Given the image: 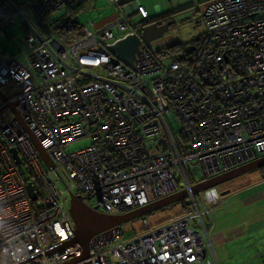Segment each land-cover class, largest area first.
<instances>
[{
  "label": "built area",
  "instance_id": "obj_1",
  "mask_svg": "<svg viewBox=\"0 0 264 264\" xmlns=\"http://www.w3.org/2000/svg\"><path fill=\"white\" fill-rule=\"evenodd\" d=\"M80 1L0 0V37L19 27L25 48L0 52V264H218L221 195L209 187L197 201L192 186L264 156V0L205 2L191 52L142 43L132 68L107 49L140 34L127 13L56 34L55 13ZM78 139L89 143L67 148ZM180 191L176 218L140 216L132 236L102 230L84 258L71 241L70 194L121 215Z\"/></svg>",
  "mask_w": 264,
  "mask_h": 264
},
{
  "label": "rangeland",
  "instance_id": "obj_2",
  "mask_svg": "<svg viewBox=\"0 0 264 264\" xmlns=\"http://www.w3.org/2000/svg\"><path fill=\"white\" fill-rule=\"evenodd\" d=\"M136 0H81L79 3V10L74 13L73 17L81 25H90V21L98 22L101 20H107L117 13L128 14L129 19L133 24H137L143 19L135 13H132L131 3ZM148 13L150 18H154L155 15L160 13H165L168 11H174V25L166 32L163 36L156 38L151 41V48L153 50L163 48L174 42L188 43L196 40L198 36L205 30L204 24L201 20L195 21V9L200 3V0H137ZM114 2H119V4H114ZM192 4L191 9L183 8L186 5ZM64 13V9L58 10L55 13L56 17H60ZM63 39H70V35L61 34L60 30L56 31ZM9 34H13L12 40L8 37L2 39L0 37V52L2 55L10 56L14 54L15 59L22 58L21 54H17V46L21 47L24 51V46L21 45L22 33L19 27L10 29ZM72 38V37H71ZM6 51V53H5ZM11 57V56H10ZM9 57V58H10ZM89 143V139H78L75 142L68 144V149H77L85 146ZM262 172L258 169L249 170L244 172L232 179L221 182L215 186L219 194L225 192L221 195L222 201L215 208L214 217L215 224L210 227V235L212 236L213 249L215 252V257L218 264H261L256 257L253 256L252 247L249 246L247 236H241L242 238H232L226 240L220 244H215L213 240V235L219 233L223 230L226 225H235L247 223L246 221L253 218L255 207L260 203L259 201L253 200H241L235 201L232 204L225 207L226 216L225 223L224 218L217 220L220 214L221 207L225 204V198L227 202L234 200L237 196L254 190L256 188H264V185H259L258 183H263L264 178H262ZM194 179L199 180L201 178V173L199 168ZM192 177V178H193ZM193 181V180H192ZM258 186V187H257ZM251 190V191H252ZM202 191L195 194V198L199 201V197ZM68 203V201H67ZM66 203V204H67ZM188 203V197H184L176 202L169 205L163 206L159 209L153 210L150 213L144 215L143 217L147 219L149 227H155L163 222L176 218L184 211V206ZM257 211L261 209L257 207ZM138 218V217H137ZM137 218L130 221H126L122 225V231L124 236H132L138 234L141 231L137 223ZM228 219V220H227ZM217 220V221H216ZM264 221L262 219L260 222ZM264 225V224H263ZM262 225V226H263ZM261 226V227H262ZM234 235V234H233ZM232 236V234H231ZM248 241V242H247ZM251 244V243H250ZM255 258V259H253Z\"/></svg>",
  "mask_w": 264,
  "mask_h": 264
},
{
  "label": "water",
  "instance_id": "obj_3",
  "mask_svg": "<svg viewBox=\"0 0 264 264\" xmlns=\"http://www.w3.org/2000/svg\"><path fill=\"white\" fill-rule=\"evenodd\" d=\"M171 13V19L169 21L157 24L155 20L163 14L158 12L153 19H149L143 23L142 27H140L139 35H128L125 38L118 40L114 44L109 45L107 49L115 58L126 64L128 67L132 68L135 60V55L139 50V46L144 43L147 47L150 48L151 41L163 36L166 32H168L169 26H172L175 23V19L173 16L174 11H171ZM150 20L154 21L149 22ZM193 48V45H187L184 47V51L191 52ZM14 107L15 103L11 104V108L13 110H15ZM161 142L163 143L162 140ZM40 153L42 154V156H45L42 150H40ZM13 154L15 156L16 162L18 163L19 157L15 150H13ZM262 166H264V156L231 171L225 172L217 177L203 180L194 184L192 186V193L196 194L206 188L215 187L221 182L232 179L249 170L258 169ZM27 186L29 194L32 196V185L29 183ZM224 193L225 192H221L220 195H223ZM184 197H186L185 192L180 191L158 201L142 206L130 213L121 215H108L92 210L85 203H83L78 196L70 194L68 212L75 224L74 237L71 241L81 245V258H84L88 254V241L94 234H97L98 232L112 226L120 225L126 221L144 216L153 210L169 205L173 202L183 199Z\"/></svg>",
  "mask_w": 264,
  "mask_h": 264
},
{
  "label": "crops",
  "instance_id": "obj_4",
  "mask_svg": "<svg viewBox=\"0 0 264 264\" xmlns=\"http://www.w3.org/2000/svg\"><path fill=\"white\" fill-rule=\"evenodd\" d=\"M203 1L204 0H200V3ZM189 5H192V4H189ZM262 178H264L263 175H262ZM259 185H264V182L258 183V186ZM251 190L247 191L246 193L242 194L241 196H237L232 201L229 200L227 202V200L225 198H223V200H225V204L219 210L220 214L218 215L217 220L224 218V222H223V224H224L225 219H226L225 218V216H226L225 207L232 204L235 201L249 200V199L253 200V201H259L260 202L258 204V206L255 207L256 212L253 215L254 217L247 220L246 221L247 223L244 222L242 224H235L234 226L232 224L224 226L223 230H221L219 233H217V234L215 233V235H213V240H214L215 244H217V243L220 244V243H222L226 240L232 239V238L240 239V238H242L241 236L245 235V236H247L248 241L250 240V242L248 244H249V246L252 247V251L254 253L253 256L256 257L259 261H262L261 264H264V225H263L264 221L260 222L262 219H264V188H256L252 191ZM257 207H258V209L260 208L261 211H257ZM231 234H232V236H231ZM253 259H255V258H253Z\"/></svg>",
  "mask_w": 264,
  "mask_h": 264
},
{
  "label": "trees",
  "instance_id": "obj_5",
  "mask_svg": "<svg viewBox=\"0 0 264 264\" xmlns=\"http://www.w3.org/2000/svg\"><path fill=\"white\" fill-rule=\"evenodd\" d=\"M207 1H210V0H204L203 2L199 3L196 8H198L199 6H201L202 4H204ZM79 7L80 6L77 5L76 7L66 9L64 11L65 14H62L60 17H56V20L53 22V26H54L55 32L57 30H60V33L61 34H66V32L68 30H73V31H75L74 32L75 34H79L78 31H76V30L80 29V27L82 25L79 24L77 22V20H75L74 17H73L74 13H77L78 12ZM185 7H186V9L187 8L188 9H191L193 6L186 5L183 8H185ZM165 14L171 15L172 13H171V11H168V12L163 13V15H165ZM149 19H153V18H150L148 16L147 18H144L143 19V22L144 21H147ZM56 34H57V32H56ZM72 37L75 39L77 36L75 35V36H72ZM194 42H195V40L192 41V42H188V43H194ZM185 44L186 43H183V42H174L172 44H169V45L165 46L164 48H166L167 51H169L170 53H177L178 54V52L183 51V49H184L183 46ZM179 55H180V53H179ZM259 170H261L262 175L264 177V166L260 167Z\"/></svg>",
  "mask_w": 264,
  "mask_h": 264
},
{
  "label": "flooded vegetation",
  "instance_id": "obj_6",
  "mask_svg": "<svg viewBox=\"0 0 264 264\" xmlns=\"http://www.w3.org/2000/svg\"><path fill=\"white\" fill-rule=\"evenodd\" d=\"M195 15H196V18H195V20L197 21L198 19L200 20V15H199V11H198V8H196L195 9ZM171 19V15H169V14H165V15H161V16H159L158 17V19H156L155 20V22L157 23V24H161V23H164V22H166V21H169ZM154 20H150L149 22H153ZM145 22V21H144ZM143 22V23H144ZM174 25V24H173ZM172 25V26H173ZM172 26H169V29L172 27Z\"/></svg>",
  "mask_w": 264,
  "mask_h": 264
}]
</instances>
